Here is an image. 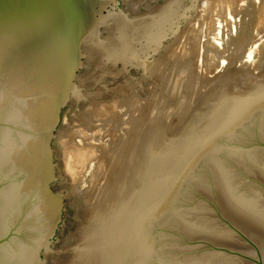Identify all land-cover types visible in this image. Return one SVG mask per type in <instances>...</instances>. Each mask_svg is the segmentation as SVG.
Returning a JSON list of instances; mask_svg holds the SVG:
<instances>
[{
	"label": "water",
	"instance_id": "obj_1",
	"mask_svg": "<svg viewBox=\"0 0 264 264\" xmlns=\"http://www.w3.org/2000/svg\"><path fill=\"white\" fill-rule=\"evenodd\" d=\"M222 0H0V264H264V93L195 98L78 196L54 132Z\"/></svg>",
	"mask_w": 264,
	"mask_h": 264
},
{
	"label": "rangeland",
	"instance_id": "obj_2",
	"mask_svg": "<svg viewBox=\"0 0 264 264\" xmlns=\"http://www.w3.org/2000/svg\"><path fill=\"white\" fill-rule=\"evenodd\" d=\"M165 53L54 132L62 159L75 153L71 142L79 148L91 143L95 163H110L98 170L105 173L190 100L264 93V0H222L201 27ZM128 95L144 107L131 113L123 104ZM99 103L109 105L104 118ZM76 127L87 128L90 138L70 137ZM93 168L82 178L68 176L74 197L87 188Z\"/></svg>",
	"mask_w": 264,
	"mask_h": 264
},
{
	"label": "bare ground",
	"instance_id": "obj_3",
	"mask_svg": "<svg viewBox=\"0 0 264 264\" xmlns=\"http://www.w3.org/2000/svg\"><path fill=\"white\" fill-rule=\"evenodd\" d=\"M257 23V22H256ZM257 26V25H256ZM175 51V50H174ZM177 52V51H176ZM175 52V53H176ZM173 53V51L171 52V54ZM174 53V54H175ZM166 54V53H165ZM173 54V55H174ZM157 65V64H156ZM149 70V69H148ZM143 72V71H142ZM121 87V86H120ZM120 92V91H119ZM123 92V91H122ZM126 94V93H125ZM111 97V96H110ZM119 98V97H118ZM117 98V99H118ZM115 100V99H114ZM127 100V101H126ZM116 101V100H115ZM140 100L139 99H136V97L135 96H129L128 95V98H125V101L123 102V104H124V106L130 111H132L131 113H135L136 112V110H139L141 107L143 108L144 107V103H142L141 104V102H139ZM111 102V101H110ZM112 103V102H111ZM94 105H96V104H94ZM98 105V107H99V109H100V111H99V116H102L103 117V115L104 114H102V112H104L105 110H106V106H109V105H107V103H99V104H97ZM91 107H93V106H90L89 107V110H92L91 109ZM94 108V107H93ZM117 108V107H116ZM103 109H105V110H103ZM108 109V108H107ZM97 110H98V108H97ZM142 110V109H141ZM102 111V112H101ZM107 111V110H106ZM134 111V112H133ZM105 113V112H104ZM130 113V112H129ZM102 114V115H101ZM138 114V113H137ZM109 115V114H108ZM94 116V115H93ZM107 116V115H106ZM134 117V116H133ZM95 118V117H94ZM104 118V117H103ZM89 122V121H88ZM89 128H90V126H88ZM96 127V126H95ZM104 127V126H103ZM88 128V129H89ZM84 131H86L87 132V128H83L82 127V129L81 128H75V130L72 132V133H70L69 135H71L70 137H72V136H80L81 135V137H83V136H86V138H90L89 136H91L90 134H88V133H86V132H84ZM90 131V130H89ZM112 131V130H111ZM117 132V131H116ZM92 134V133H91ZM117 134V133H116ZM115 134V135H116ZM105 135H107L106 133H105ZM111 135H114V134H111ZM111 135H109L110 137L109 138H111L112 136ZM85 137H83V139H86ZM108 138V137H107ZM116 138V137H115ZM118 139V138H117ZM72 140V139H71ZM74 140H75V138H74ZM89 139H87V141H88ZM117 141V140H116ZM111 142H113L112 141V139H111ZM110 142V143H111ZM72 143V145H71V147L69 148L70 150H71V152H75V153H69L68 152V154L70 155V154H72L70 157H68V159L67 158H65V156L63 155V159H65L64 160V166H65V169H66V172H67V175L68 176H70L69 178H72V179H74V178H76V175L77 176H79L80 175V173L82 174L84 171H85V173L87 172V169L88 170H91L94 166H95V171L96 172H100V173H104V171H105V169H104V171L103 172H101V170L104 168V167H107V166H105L106 164L107 165H109L110 163H106L107 161H105V164H104V162H102V164H104L103 166H101V167H103L100 171H98L101 167H99L100 165H99V163H97V162H99L100 160V158L98 159L99 161H97L96 163H95V161H96V157H95V154H97V153H95V151L93 150V149H91V150H89L88 149V147H87V145L88 146H90L89 144H91V143H88V144H86L85 143V145L83 146V147H78L77 145V143H75V146L73 145V142H71ZM82 143V142H81ZM109 143V142H108ZM82 145H83V143H82ZM112 145V144H111ZM64 146V145H63ZM70 146V145H69ZM74 146V147H73ZM90 148V147H89ZM92 148V147H91ZM67 150H68V148H67ZM69 151V150H68ZM65 152H66V150H65ZM67 153V152H66ZM65 153V154H66ZM67 154V155H68ZM101 154V153H100ZM97 156V155H96ZM67 157V156H66ZM95 157V158H94ZM101 159H103L102 157H101ZM109 160V159H108ZM101 161H104V160H101ZM100 161V162H101ZM107 168H109V167H107ZM106 168V169H107ZM94 169V168H93ZM94 170H93V173H92V175L91 176H88V178H89V181H88V185H87V187L89 186V185H91L95 180H97L98 178H99V176H101L102 174H100L99 175V173L98 174H96V172H95ZM95 172V173H94ZM91 174V173H90ZM89 174V175H90ZM82 175H84V174H82ZM79 177H81V176H79ZM82 178V177H81ZM88 178H86L85 180H87ZM77 179V178H76ZM75 179V180H76ZM79 179V178H78ZM75 182V181H74Z\"/></svg>",
	"mask_w": 264,
	"mask_h": 264
}]
</instances>
